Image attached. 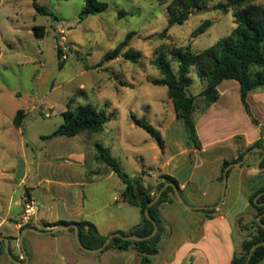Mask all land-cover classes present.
<instances>
[{
    "label": "rangeland",
    "instance_id": "obj_1",
    "mask_svg": "<svg viewBox=\"0 0 264 264\" xmlns=\"http://www.w3.org/2000/svg\"><path fill=\"white\" fill-rule=\"evenodd\" d=\"M98 1L108 4L107 11L78 22L84 0H37L47 9V15L37 13L32 0H0V132H12L17 137L23 133L22 137L29 142L37 133H52L63 122L61 114L68 108L84 104L105 108L114 116L104 125V130L97 134L83 132L77 143L81 146V140L86 139L109 148L111 156L127 175L133 177L143 172L148 180L146 172L150 169L158 171L162 161L187 140L184 125L175 115L167 89L151 84V80L159 77L151 61L160 52L170 59L168 50L172 47L189 46L193 52H198L211 46L234 28L232 11L216 8L217 4H225L227 0H213L204 10L192 14L183 24H174L161 35L168 22L166 4L156 0ZM253 3L264 5V0H253ZM205 21H210V26L203 33L192 36ZM35 26L44 27L43 37L34 35ZM131 31L136 34L129 48L140 53L139 60L132 62L118 57L97 67L102 57ZM171 66L176 69L175 62H171ZM189 77L192 83L188 94L196 97L206 83L194 68ZM234 86L239 85L232 80H225L218 86L220 93H228L222 100H229L231 125L227 124L225 128L220 116H216L214 122L208 120L206 127L205 121L199 124L203 143L235 129L249 130L239 91H234ZM202 107L203 103L196 98L195 122L204 113ZM19 110L24 115L20 131L12 124ZM131 114L144 118L159 131L163 150L155 138L130 121ZM204 129L208 131V138L202 132ZM232 141L239 142L237 138ZM83 151V157L77 161L93 166V156L97 154L94 145H87ZM218 151L209 150L201 157L207 158ZM221 152L230 158L228 148ZM246 161L254 160L248 157ZM182 175L184 172H180L179 176ZM205 177L198 176L199 179ZM117 180L122 184L120 179ZM114 184L113 180H108L86 185L83 196L89 199L93 191L97 205H104L113 196L121 197L120 187ZM23 191L24 188L19 187L15 197L19 199ZM186 201L191 205L189 200ZM128 208L132 215L140 217L138 208ZM1 259L9 260L4 255Z\"/></svg>",
    "mask_w": 264,
    "mask_h": 264
},
{
    "label": "crops",
    "instance_id": "obj_2",
    "mask_svg": "<svg viewBox=\"0 0 264 264\" xmlns=\"http://www.w3.org/2000/svg\"><path fill=\"white\" fill-rule=\"evenodd\" d=\"M233 90L239 91V86H234ZM227 95L224 91L219 92L218 100L196 121L200 149L190 148L186 140L183 147V143L180 144L178 149L162 161L158 171L150 169L146 172L153 187L152 195L160 181L159 176L166 174L175 178L185 200L191 202L190 206H214L218 203L222 190L219 176L223 161L237 158L261 138V130L264 128L263 89L247 96L257 125H253L246 115L248 131L235 129L203 143L199 124L205 121L206 127L208 120L214 122L216 116H220V119H224L225 128L227 124L231 125L229 100H222ZM14 117L12 124L20 131L24 116L20 125L14 123ZM206 131L202 130L204 135L208 133ZM47 135L37 133L33 141L28 142L22 137L23 133L17 137L12 132H0V238H12L9 239V248L20 262L25 260L18 244L21 228L25 226L21 222V200L25 195L33 198L37 204L36 214L30 224L39 230L54 228H45L44 223L87 221L99 235L108 236L129 232L141 220V215H132L128 207L133 205L122 196L125 185L122 181L120 184L117 180L120 178L96 159L97 154L93 156V166L77 161L83 157V149L87 145H95L93 142L83 139L80 146L77 143L80 134L44 139ZM234 138L239 142H233ZM262 140L264 149V135ZM227 148L231 152L230 158L221 152ZM213 149L219 151L207 158L201 157V154ZM249 157L254 161L229 170L223 203L213 217L207 218L201 210L187 209L178 201L166 202L158 207L160 242L158 253L150 264H231L234 254L240 249L241 241L251 232L253 225L255 211L249 207L248 197L264 185V170L256 168L260 156L250 154ZM180 172H184L182 177L179 176ZM199 175L206 177L199 179ZM108 180H113L114 185L120 187L121 197L113 196L108 203L97 205L93 191L89 199L83 196V187L86 185ZM19 187H23L24 191L18 199L15 196ZM199 196L203 199H198ZM241 214H244L242 224L248 228L242 232L236 224ZM70 230L63 229L43 235L27 232L23 238V247L28 256L25 264H141L133 249L125 252H85L76 245L74 231ZM0 264L14 263L1 259ZM257 264H264V259Z\"/></svg>",
    "mask_w": 264,
    "mask_h": 264
},
{
    "label": "trees",
    "instance_id": "obj_3",
    "mask_svg": "<svg viewBox=\"0 0 264 264\" xmlns=\"http://www.w3.org/2000/svg\"><path fill=\"white\" fill-rule=\"evenodd\" d=\"M159 4H166L168 14L167 26L162 31L161 35H165L174 24H183L189 16L196 12L204 10L207 4L213 0H156ZM32 6L37 13L47 15V9L40 5L37 0H32ZM216 8L223 12L232 11L234 28L229 34L219 38L211 46L193 52L189 46L172 47L168 50L170 59H167L165 53L160 52L155 55L151 64L157 69L159 77L151 80L154 86H162L167 89L168 98L172 101L176 117L182 121L185 132L187 133V145L190 148L200 149V142L196 132V122L193 114L196 107V98H199L203 103L202 112H205L219 98L218 86L225 80L236 81L239 85L240 103L249 117L253 125H257V121L253 117L247 96L251 92L264 89V5L253 3V0H227L225 4L219 3ZM108 4L98 0H84L83 8L78 15V22L84 19L107 11ZM210 21H205L199 25L193 32L192 36L203 33L209 26ZM33 33L36 37L44 36V27L35 26ZM135 32L131 31L126 34L125 38L116 45L115 48L109 50L100 60L97 67H101L105 63L117 59L118 57L124 60L137 62L140 58L138 51L129 48L130 41L135 36ZM125 49V50H124ZM171 62L176 63V69L171 66ZM191 68L196 69L201 80L206 83V86L195 97L188 94V88L192 83L189 73ZM63 122L49 135L44 136V139H51L58 136L73 137L83 132L88 134L101 133L104 130V125L110 121L114 113H109L105 108H96L91 104L77 105L74 108L66 109L62 114ZM21 110L17 111L14 117V123L20 125L23 117ZM130 121L139 128L144 129L148 134L155 138L159 148L163 150L164 143L158 130L149 124L144 118H137L134 114L130 115ZM264 128L261 130V138L256 140L252 145L241 152L237 158L232 160H224L221 169L219 180L222 181L223 169L243 158V155L253 149L262 148ZM97 151L96 159L105 164L113 171L123 182L124 190L122 196L124 200L139 208L141 220L129 232H118L121 235H136L138 237H146L153 230L152 223L145 217L144 211L147 204L154 198L157 191L167 183H173L183 199V191L175 178L162 174L159 176L160 181L154 187L155 192H147V187L152 184L146 180L144 173L136 176L127 175L121 168L119 162L110 154V149L103 147L101 144L94 145ZM260 156L261 153H251ZM248 164V161L241 166ZM259 167H264V158L259 164ZM229 173V171H228ZM227 173V175H228ZM264 191V185L258 188L255 192L249 195V207L255 211L253 225L249 232L240 243V249L234 254L231 264H246L247 256L253 245L264 241V228L257 221L259 215L264 214V193L260 195L256 201L255 197ZM178 201L174 195L171 186H168L161 194L160 198L154 205L148 208L150 217L157 224V233L154 237L143 240H123L118 237L111 239L109 244L100 253L113 250L116 252H125L133 249L140 258L141 264H150L151 259L158 253L160 242L161 222L159 219L158 207L166 202ZM186 202V200H185ZM187 203V202H186ZM207 218L213 217L217 210H201ZM244 214H241L236 219V224L239 231L248 230L242 224ZM261 223L264 224V215L261 217ZM60 225H76L79 231L81 243L89 249L100 247L107 236L99 235L95 227L87 221L79 222H55L44 223L45 228L56 227ZM31 227V224H26L21 228V231ZM87 228V231H86ZM72 230V229H71ZM12 239V238H8ZM10 250V248H9ZM11 255L18 259L15 255ZM5 254L4 243H0V257ZM7 257V256H6ZM264 259V245L257 247L250 259L249 264H257Z\"/></svg>",
    "mask_w": 264,
    "mask_h": 264
},
{
    "label": "water",
    "instance_id": "obj_4",
    "mask_svg": "<svg viewBox=\"0 0 264 264\" xmlns=\"http://www.w3.org/2000/svg\"><path fill=\"white\" fill-rule=\"evenodd\" d=\"M252 152H259L261 153L260 157L258 158L257 162H256V168L258 170H264V167L260 168L259 167V164L260 162L262 161V159L264 158V149L259 147V148H253L249 151H247L244 155H243V158L240 160V161H237L235 163H231L229 165H227L224 169H223V173H222V190H221V196H220V199L218 201L217 204H215L214 206H190L188 205L185 200L183 199V197L181 196V194L179 193L178 189H177V186L173 183H170V182H167L165 183L162 188H160L157 193L155 194L154 198L147 204V207L144 211V214H145V217L152 223L153 225V230L151 232V234H149L148 236L146 237H138L136 235H127V236H124V235H121L120 233H112V234H109L104 243L98 247V248H95V249H89V248H86L80 241V238H79V231H78V227L76 225H60V226H56L52 229H49V230H39L35 227H27L26 229H24L23 231H21L19 237H18V244L19 246L21 247V250L23 252V255H24V262H20L19 260H17L16 258H14L11 253H10V250H9V239L7 237H1L0 238V243L3 242L4 243V249H5V254L7 256V258L13 262L14 264H25L28 260V256H27V253L25 252V249L23 247V238L25 236V234L27 232H33V233H36V234H52L54 232H57L59 230H63V229H73L74 231V238H75V242H76V245L83 251L85 252H90V253H100L101 251L104 250V248L109 244V242L111 241L112 238L114 237H118V238H121L123 240H136V241H143V240H148L152 237H154L157 233V224L156 222L150 217L149 213H148V208L151 207L152 205H154L156 203V201L160 198L162 192L168 187V186H171L172 189H173V192H174V195L175 197L177 198L178 202L185 208L187 209H192V210H212V209H218L222 203H223V200H224V197H225V191H226V187H227V173L228 171L233 168V167H237V166H241L246 160L247 158L249 157V155L252 153ZM153 190V187L152 186H148L147 187V192H151ZM264 193V191L260 192L254 199V201H256V199L262 195ZM264 215V214H262ZM262 215H259L258 218H257V221L258 223L260 224V226H262L264 228V224L261 223V217ZM261 245H264V241L263 242H259V243H256L255 245H253L249 251V254L247 256V260H246V264H249V259L253 253V251L261 246Z\"/></svg>",
    "mask_w": 264,
    "mask_h": 264
},
{
    "label": "built area",
    "instance_id": "obj_5",
    "mask_svg": "<svg viewBox=\"0 0 264 264\" xmlns=\"http://www.w3.org/2000/svg\"><path fill=\"white\" fill-rule=\"evenodd\" d=\"M62 58L65 59L66 57L63 55ZM21 205L23 208L21 222L26 225L30 223L32 217L36 214L37 204L33 200V198L28 195H25L21 200Z\"/></svg>",
    "mask_w": 264,
    "mask_h": 264
}]
</instances>
